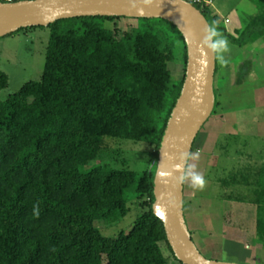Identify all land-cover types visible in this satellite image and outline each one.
Listing matches in <instances>:
<instances>
[{
  "label": "trees",
  "instance_id": "obj_1",
  "mask_svg": "<svg viewBox=\"0 0 264 264\" xmlns=\"http://www.w3.org/2000/svg\"><path fill=\"white\" fill-rule=\"evenodd\" d=\"M252 2L255 12L233 34L202 14L242 49L264 43V0ZM119 19L126 18L78 17L15 32L45 28L49 37L40 79L0 100V264H168L161 244L180 264L152 212L155 171L134 172L123 159L122 169H85L109 157L104 137L144 142L151 148L147 165L157 162L184 79L186 47L172 23L137 19L120 33L112 25ZM178 39L183 76L175 80L168 64L176 61ZM7 86L0 71V91ZM219 106L215 96L211 115ZM254 174V199L227 197L223 221L261 236L264 165ZM248 182L240 173L223 184ZM137 200L146 207L131 229L103 236L95 223H118Z\"/></svg>",
  "mask_w": 264,
  "mask_h": 264
},
{
  "label": "rangeland",
  "instance_id": "obj_2",
  "mask_svg": "<svg viewBox=\"0 0 264 264\" xmlns=\"http://www.w3.org/2000/svg\"><path fill=\"white\" fill-rule=\"evenodd\" d=\"M215 12L223 19L228 17L231 20V24L223 25L228 33L233 34L232 28L238 13L243 22L245 16L255 12V5L252 0H215ZM213 13L204 12L211 22ZM112 25L123 33L129 28H135L137 21L119 19ZM48 37L47 29L35 28L0 38V71L8 77V86L0 91V100L17 92L25 83L40 79ZM175 44L176 61L168 64V70L175 80H179L183 76L180 39ZM224 55L227 61L237 64L222 72L218 68L217 77L219 75L220 80L217 79L214 84V92L220 106L202 127L201 136L198 134L194 141L191 156L197 158L190 157V165H195V170L205 177L207 183L202 191H194L187 182L184 216L192 239L204 257L236 264H264V231L261 236H256L252 229L248 233L242 232L238 228L224 225L223 221L224 214L231 209L227 197H239L247 201L254 199V172L264 165V43L259 41L248 50L233 49ZM216 62L219 66L218 59ZM235 83L239 85L232 86ZM207 134L211 135L209 140L218 138L219 143L215 154L209 158L205 152L210 154L208 146L212 144L205 145ZM103 140L109 157L90 162L85 169L98 164L122 169L123 159L127 168L134 172H142L146 167L156 171L155 161L147 165L151 148L146 143L108 137ZM200 140L203 141L201 145ZM196 150L201 153L199 156ZM206 159L211 162L206 164ZM240 173L248 177V183L223 184V181ZM128 207V214L118 223H95L103 236L115 237L120 231H129L146 205L137 200L128 202ZM262 215L264 217V211ZM248 225L250 222L244 220L243 226ZM160 247L168 264H177L165 245L161 244Z\"/></svg>",
  "mask_w": 264,
  "mask_h": 264
},
{
  "label": "water",
  "instance_id": "obj_3",
  "mask_svg": "<svg viewBox=\"0 0 264 264\" xmlns=\"http://www.w3.org/2000/svg\"><path fill=\"white\" fill-rule=\"evenodd\" d=\"M162 19L180 32L186 66L180 94L167 120L158 149L152 212L163 224L167 244L180 264H236L204 257L197 249L184 216V183L175 165L191 155L194 141L215 105V55L202 46L204 15L183 0H37L0 3V38L21 29L45 27L78 17Z\"/></svg>",
  "mask_w": 264,
  "mask_h": 264
},
{
  "label": "clouds",
  "instance_id": "obj_4",
  "mask_svg": "<svg viewBox=\"0 0 264 264\" xmlns=\"http://www.w3.org/2000/svg\"><path fill=\"white\" fill-rule=\"evenodd\" d=\"M202 46L206 49V55L208 52L215 55L222 64H226L224 53L229 51V41L222 37L215 27L208 25L205 28V36L202 41ZM185 154L182 156L181 162L175 165V170L179 172L177 181L180 184L188 182L194 191H202L207 183L205 177L195 170V165H189L186 160ZM192 159H196L195 155L191 156Z\"/></svg>",
  "mask_w": 264,
  "mask_h": 264
},
{
  "label": "crops",
  "instance_id": "obj_5",
  "mask_svg": "<svg viewBox=\"0 0 264 264\" xmlns=\"http://www.w3.org/2000/svg\"><path fill=\"white\" fill-rule=\"evenodd\" d=\"M247 2V1H246ZM219 14V13H218ZM252 14V13H251ZM250 14V15H251ZM249 16V15H248ZM225 18H227L228 19V17H225ZM224 18V19H225ZM244 18V17H243ZM229 20V19H228ZM242 20V18H241V16L239 15V13H238V16L237 17H235V24H234V26H233V32L235 31V30H237V29H240L241 28V26H242V24H243V22L241 21ZM229 24H231V20H229V23H228V25ZM253 45H255V44H252V45H249V46H247V47H245V48H242V49H240V48H238V47H236V46H233V45H231L230 43H229V51L231 52V51H233V49H237L238 51L240 50V51H244V50H248V48L250 47V46H253ZM241 53H239V54H237V55H240ZM225 56V55H224ZM230 57V56H229ZM225 59H226V56H225ZM228 60V58L226 59V61ZM237 64V63H236ZM236 64H234L232 61H227V63L226 64H222V63H220V61H219V66H217V68H219V71L220 72H222V71H226L225 69L227 68H230V66H235ZM232 68V67H231ZM218 70H217V72H219ZM217 74L218 73H216L215 74V76H214V84L215 83H217V79H219L218 77H219V75H218V77H217ZM220 78L221 79H223V76L221 75L220 76ZM220 80V79H219ZM236 84V83H235ZM235 84H233L232 86H234ZM207 124V123H206ZM202 132V129H201V131L199 132V136H201V133ZM200 138V137H199ZM209 138L211 139V135L210 134H207L206 135V146L207 145H210V144H212V145H210V146H208V149H210V154L206 151L205 152V154H206V156H207V158H209V156L210 155H213V154H215V152H216V150H217V147H218V138H214L212 141L211 140H209ZM201 142V143H200ZM200 145L203 143V141H201L200 140ZM203 146V145H202ZM196 153L198 154V156L201 154L200 152H199V150L197 151L196 150ZM196 154V155H197ZM190 157H191V155H190ZM208 162H211V160L209 161L208 159H206V164H208ZM188 164L190 165L191 164V158H189V160H188ZM211 165V164H210ZM186 186H187V182H185L184 183V198H183V201H184V208H185V197H186Z\"/></svg>",
  "mask_w": 264,
  "mask_h": 264
},
{
  "label": "built area",
  "instance_id": "obj_6",
  "mask_svg": "<svg viewBox=\"0 0 264 264\" xmlns=\"http://www.w3.org/2000/svg\"><path fill=\"white\" fill-rule=\"evenodd\" d=\"M37 0H0V3L3 4H13V3H20V2H32ZM188 4H191L196 9H198L201 13H213L214 3L215 0H183ZM216 16L219 21H222L225 25L229 23L227 18L223 19L218 13H213L212 17Z\"/></svg>",
  "mask_w": 264,
  "mask_h": 264
}]
</instances>
